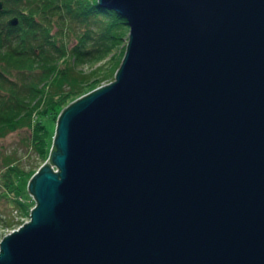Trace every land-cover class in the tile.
Returning a JSON list of instances; mask_svg holds the SVG:
<instances>
[{
	"label": "water",
	"instance_id": "95a60500",
	"mask_svg": "<svg viewBox=\"0 0 264 264\" xmlns=\"http://www.w3.org/2000/svg\"><path fill=\"white\" fill-rule=\"evenodd\" d=\"M99 3L125 55L60 113L0 264H264V0Z\"/></svg>",
	"mask_w": 264,
	"mask_h": 264
},
{
	"label": "trees",
	"instance_id": "16d2710c",
	"mask_svg": "<svg viewBox=\"0 0 264 264\" xmlns=\"http://www.w3.org/2000/svg\"><path fill=\"white\" fill-rule=\"evenodd\" d=\"M0 1V138L29 127L32 148L42 160L50 159L62 110L115 78L129 25L99 0ZM14 16L19 23L8 24ZM104 60L110 61L106 69ZM50 117L53 134L46 123ZM37 167L9 158L0 172V198L25 215L29 204L19 199L25 192L19 180L30 181ZM0 222L15 225L11 216L0 215Z\"/></svg>",
	"mask_w": 264,
	"mask_h": 264
},
{
	"label": "rangeland",
	"instance_id": "374dc122",
	"mask_svg": "<svg viewBox=\"0 0 264 264\" xmlns=\"http://www.w3.org/2000/svg\"><path fill=\"white\" fill-rule=\"evenodd\" d=\"M128 39L129 34L128 38L126 39L127 44ZM105 60H107V58ZM109 62L110 61L108 60L103 63V69H106L109 66ZM84 70L88 71L89 68H85ZM107 83H109L107 80H103L102 85ZM46 123L50 128L51 134H53L56 125L52 121L51 117L46 119ZM9 158H14L16 161L22 163L26 168L37 164L38 170L48 160V158L42 160L41 157L37 154L36 150L32 148L31 129L29 127H23L18 130L12 131L6 136L0 138V172L3 169L6 160ZM55 170H57V168ZM19 181L22 189L25 190V192H23L19 199L22 201H26L29 204V211L31 214V209L36 205V198L34 194L30 191V181L26 182L25 179ZM0 191H2L1 185ZM30 214H23L21 210H19L18 208L11 207L5 199L0 198V215H4L7 217L11 216L15 221V225L13 226H7L4 223L0 222V240L15 227H18L24 222L30 220Z\"/></svg>",
	"mask_w": 264,
	"mask_h": 264
},
{
	"label": "bare ground",
	"instance_id": "6f19581e",
	"mask_svg": "<svg viewBox=\"0 0 264 264\" xmlns=\"http://www.w3.org/2000/svg\"><path fill=\"white\" fill-rule=\"evenodd\" d=\"M18 227H19V226H18ZM18 227H15L14 229H17ZM12 231H13V230H11L10 232H12ZM10 232H9V233H10Z\"/></svg>",
	"mask_w": 264,
	"mask_h": 264
},
{
	"label": "built area",
	"instance_id": "2783aa9c",
	"mask_svg": "<svg viewBox=\"0 0 264 264\" xmlns=\"http://www.w3.org/2000/svg\"><path fill=\"white\" fill-rule=\"evenodd\" d=\"M56 169V167H54Z\"/></svg>",
	"mask_w": 264,
	"mask_h": 264
}]
</instances>
